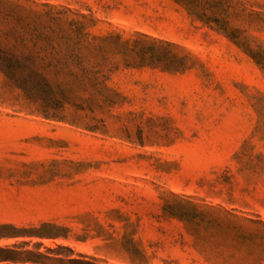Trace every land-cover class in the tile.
Listing matches in <instances>:
<instances>
[{
	"label": "rangeland",
	"instance_id": "1",
	"mask_svg": "<svg viewBox=\"0 0 264 264\" xmlns=\"http://www.w3.org/2000/svg\"><path fill=\"white\" fill-rule=\"evenodd\" d=\"M34 1L88 16L94 36L147 37L194 58L191 70L168 73L109 51L102 69L121 97L103 110L26 100L0 72V225L61 227L28 249L62 247L64 259L264 264V69L173 0ZM241 1L233 25L264 49V0ZM193 206L253 223L219 229Z\"/></svg>",
	"mask_w": 264,
	"mask_h": 264
},
{
	"label": "trees",
	"instance_id": "2",
	"mask_svg": "<svg viewBox=\"0 0 264 264\" xmlns=\"http://www.w3.org/2000/svg\"><path fill=\"white\" fill-rule=\"evenodd\" d=\"M203 26L223 35L249 55L264 69V49L254 48L245 31L233 25L245 16L241 0H173ZM89 8V7H86ZM242 8V9H241ZM91 12L90 9H88ZM88 16L58 9L49 3L39 5L34 0H0V72L12 89L32 101L36 95H52L58 102L69 104L81 111L113 108L121 94L107 85L102 69L109 51L117 52L138 62V67H150L168 73H185L192 69L191 53L169 42L149 39L123 41L120 35L100 38L90 33ZM114 40L113 44L110 41ZM97 59V61H93ZM138 60V61H137ZM136 64V63H135ZM45 119H54L55 113H41ZM193 209L199 220L211 218L219 229L229 223L235 232L241 223H253L235 210L208 208ZM258 224L264 225V221ZM63 229L44 223L40 227L20 228L0 225V241L30 240L22 245L0 247V264H100L72 252L64 259L58 251L62 247L46 249V253L29 250L33 240H52L61 237ZM43 247V244H39Z\"/></svg>",
	"mask_w": 264,
	"mask_h": 264
}]
</instances>
